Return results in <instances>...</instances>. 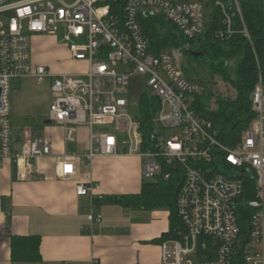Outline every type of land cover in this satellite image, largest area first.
Masks as SVG:
<instances>
[{
    "label": "built area",
    "instance_id": "built-area-1",
    "mask_svg": "<svg viewBox=\"0 0 264 264\" xmlns=\"http://www.w3.org/2000/svg\"><path fill=\"white\" fill-rule=\"evenodd\" d=\"M243 20L241 8L234 0ZM0 0V164L14 163L19 177L28 179L34 162L53 156L48 140L28 133L19 152L12 123L13 83L33 79L51 85L48 120L64 129L66 142L76 143L82 128L89 129L83 158L120 154L142 160L145 181L181 176L177 211L183 227L162 244V264H264V83L260 78L252 94L255 119L235 148L217 140L212 124L193 108L204 93L183 69L184 49L152 52L140 17L157 10L189 41H198L206 30V9L197 0ZM225 32L233 35L232 16L222 3ZM249 38L247 29L244 32ZM36 37H56L72 61L89 64L86 75L53 76L33 58ZM121 67V72L115 68ZM146 77L151 96L159 106L155 131L145 141L137 115L130 113V81ZM98 128V130H97ZM175 133L168 138L167 132ZM80 158L70 150L59 158L58 176L70 180L78 173ZM172 171H169V170ZM79 197L103 202L97 184H79ZM253 210L251 234L241 239L238 209ZM89 226L103 222L92 212ZM189 264H192L191 262Z\"/></svg>",
    "mask_w": 264,
    "mask_h": 264
},
{
    "label": "crops",
    "instance_id": "crops-1",
    "mask_svg": "<svg viewBox=\"0 0 264 264\" xmlns=\"http://www.w3.org/2000/svg\"><path fill=\"white\" fill-rule=\"evenodd\" d=\"M41 38L45 37L34 39V47ZM53 125H45L46 137L38 139L51 143L53 156L36 160L35 172L28 179L19 177L12 161L0 164V264H162L161 247L167 239L159 240L170 231L168 210L144 211L102 202L94 205L92 198L76 194L79 184L91 183L100 186L107 198L140 194L148 184L142 160L120 154L87 162L83 156L89 129L80 130L87 147L79 154L71 149L78 141L66 142L64 129ZM14 130L19 152L22 140L28 133L34 136V131L24 123ZM66 150L80 158L78 173L70 180L58 176L59 158ZM92 212L102 215L103 222L93 230L84 229ZM12 236H39L41 260L13 262ZM262 247L264 251V239Z\"/></svg>",
    "mask_w": 264,
    "mask_h": 264
},
{
    "label": "trees",
    "instance_id": "trees-1",
    "mask_svg": "<svg viewBox=\"0 0 264 264\" xmlns=\"http://www.w3.org/2000/svg\"><path fill=\"white\" fill-rule=\"evenodd\" d=\"M206 9V30L198 41H189L183 37L172 24L173 30L164 29L165 19H157L155 15L141 16L140 22L149 41L150 49L156 54L164 50L180 49L190 45L185 50L186 60L195 61L199 68L208 72L210 80L221 78L236 92L234 99H217V109H211L212 89L204 88L202 96L196 98L193 108L197 115L212 124L217 140L228 148H235L242 140L255 119L252 108V94L260 78L264 83V0H241L243 20L237 13L234 0H197ZM126 0H119L124 5ZM222 3L232 16L233 35L219 38L220 32L226 31L225 14L218 5ZM162 20V22H160ZM245 28L249 38L243 33ZM179 33V36L176 33ZM158 52V53H157ZM193 52L201 54L194 57ZM186 73V72H185ZM192 82L199 79L186 73ZM159 106L157 98L146 96L141 101L137 121L141 126L143 138L147 141L155 131V117ZM169 171H172L171 169ZM171 180L159 178L155 183L145 184L142 192L131 196H109L103 205H118L125 208H139L144 211L166 209L170 212V231L163 235L159 242L174 238L183 224L177 211V197L181 184V176L173 175ZM241 227V239L247 242L251 234V219L253 210L248 206H240L238 211ZM11 253L13 262L37 263L41 260L39 236H12Z\"/></svg>",
    "mask_w": 264,
    "mask_h": 264
},
{
    "label": "rangeland",
    "instance_id": "rangeland-1",
    "mask_svg": "<svg viewBox=\"0 0 264 264\" xmlns=\"http://www.w3.org/2000/svg\"><path fill=\"white\" fill-rule=\"evenodd\" d=\"M154 13L155 18L163 19L159 11L155 10ZM160 22H162V20H160ZM163 26L164 29L173 30V27L166 20L164 21ZM176 35L179 36V33L177 32ZM171 50L174 49H170L169 51ZM33 58L36 64L48 68L50 74L53 76L69 75L80 77L86 75L89 68L87 62L74 61V63L67 47L62 45L59 38L56 37H45L38 40L34 47ZM193 62L195 63L194 60L192 62L189 61V59L186 60L184 54V71L199 79L198 83L201 86L209 90L212 89L215 94V97H213L211 101V109H217L218 98L234 99L236 97V92L233 87L225 83L219 77L215 78L213 82L210 80L207 70L203 69V67L199 68ZM115 71L121 72V67L115 68ZM13 88L11 100L13 103L12 123L14 128H17L24 123L34 131V137L36 139L45 138L46 134L44 130L46 126L44 125V122L48 120L51 105L50 82L47 81L44 84H39L33 79H23L14 82ZM146 96H151L146 77L140 74L133 75L130 81L129 95V100L131 102L130 113L132 115H139L141 101ZM166 134L169 139L175 137V133L171 131ZM82 137L83 135H80L79 133L78 143L71 145V149L79 154L83 153L84 149L87 147L86 137H83V139ZM190 262L196 264V259L194 257H187L185 259V264H189Z\"/></svg>",
    "mask_w": 264,
    "mask_h": 264
},
{
    "label": "water",
    "instance_id": "water-1",
    "mask_svg": "<svg viewBox=\"0 0 264 264\" xmlns=\"http://www.w3.org/2000/svg\"><path fill=\"white\" fill-rule=\"evenodd\" d=\"M237 1L239 2V1H241V0H237ZM192 55H193L194 57H199L201 54H198V53H196V52H193ZM45 125H52V122L49 121V120H47V121L45 122Z\"/></svg>",
    "mask_w": 264,
    "mask_h": 264
}]
</instances>
